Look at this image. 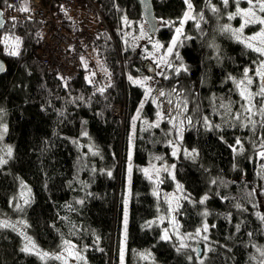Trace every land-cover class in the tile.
Wrapping results in <instances>:
<instances>
[{"label":"trees","instance_id":"1","mask_svg":"<svg viewBox=\"0 0 264 264\" xmlns=\"http://www.w3.org/2000/svg\"><path fill=\"white\" fill-rule=\"evenodd\" d=\"M97 1L113 35V39L106 33L95 35L94 52L110 78L103 86L84 71L73 79L51 75L37 55L42 35L38 20L9 19L0 32V37H8L0 43V56L6 62L0 77V157L7 161L0 164V223L21 219L43 251L56 253L65 241L73 242L83 252L84 264H121L122 246L126 251L123 264H196L192 254L178 251L172 242L161 238L159 225L149 224L164 206L162 194L171 191L174 183L163 179L159 191L154 192L153 181L142 168L153 160L173 163L174 158L168 123L150 127L155 107L149 101L137 120L145 91L124 82L123 72L142 75L148 59L147 50H128L122 39L125 18L134 21V33L142 32L139 3ZM153 3L160 20L154 41L163 45L165 54L187 6L184 0ZM192 4L196 14L205 11V0H192ZM5 8L7 0H0V9ZM221 8V14L203 13L207 19L203 34L195 29V23L185 22L184 36L168 61L172 67L165 64L167 78H161L157 87L176 88L180 102L187 100L186 111H181L185 119L190 114L196 118L206 114L212 122L211 128L193 121L183 129L182 145L196 150L198 159L180 155L175 162L174 177L185 192L178 212L182 231H196L208 210L210 238L215 245L207 263L250 264L254 248L264 246V224L254 211L259 203L257 170L264 162L251 158L256 146L264 142V119L259 118L255 129L245 133L246 113L238 112L240 119L235 123L223 121L220 113L224 107L216 101L223 98L231 103L236 99L230 77H241L258 55L220 30L234 9L232 4ZM16 38L20 40L19 54L12 55ZM181 64L187 71L177 74L174 68ZM100 88L105 89L103 94ZM115 105L126 109L124 120L113 110ZM134 126L133 159H129L128 136ZM238 139L244 143V153ZM9 147L11 157L3 152ZM234 148L240 151L238 155ZM260 182L264 183L263 175ZM24 186L29 201L16 208ZM126 188L130 191L127 203ZM204 196L208 199L199 203ZM23 247L16 230L0 227V264H62L51 258L42 261L21 251Z\"/></svg>","mask_w":264,"mask_h":264},{"label":"rangeland","instance_id":"2","mask_svg":"<svg viewBox=\"0 0 264 264\" xmlns=\"http://www.w3.org/2000/svg\"><path fill=\"white\" fill-rule=\"evenodd\" d=\"M211 5H215L218 9L219 12L217 14L220 13L221 8L223 6L221 0H210ZM233 5V11H235V3L233 2V0H229V5ZM240 7L241 8H247L248 4L246 3V0H241L240 3ZM209 13V14H213V12L210 10V7L208 6V3L205 0V11L202 13ZM194 15H197V19H198V14L193 13ZM264 15V14H262ZM204 16V20L200 21V28L197 29L196 24H195V29L199 32H201L203 29L201 28L202 25H206L207 24V19ZM226 22L224 25H231L233 29L235 28H239L240 24L242 23V20L240 17H236L235 19L229 20L228 18H225ZM143 21V20H142ZM124 32L122 35V39H123V43L126 49L134 51V52H138L141 53L144 50H147L146 54L148 59L146 61H144V63H148L147 61H150L154 64L155 67V74L151 73L150 71H144L142 75L140 76H133L132 79L133 80H145L146 78H150L147 79V84L145 85V87H142L145 91V88L150 87L152 89L151 94L146 98V92H145V96L140 104V106L138 107V110L136 112L135 117L138 118L140 116H142V111L144 109L145 104L147 103V101L151 102L153 104V106L155 107V113H154V118L152 121L149 122V124H153L156 123L158 121V117H157V112L161 111L163 112L165 108L167 109H172L173 106L172 105H168L167 104V100L171 99L173 100V103H181V99L180 96L178 95L177 91L173 92L172 89L168 91V89H164V88H158L157 87V83L159 82V80L161 78L166 79V74L164 72L165 70V62L164 60L161 59V57H165V59L167 61H170L172 59V55H167L166 51L165 54L162 53V50L159 49H155L154 47H149L153 45L155 43L154 40H150V37L148 36L147 33V28L145 25V22L143 21L142 26L145 29V35H142L141 33H134V21L132 20H128L127 18H125L124 20ZM260 28V25L256 24V25H249L247 27H245L243 35L244 36H249V35H253L256 31H258ZM203 34V32H201ZM206 33V32H204ZM229 34V33H228ZM230 35V34H229ZM231 36V35H230ZM231 38H233L236 42H238L234 37L231 36ZM153 41V44L152 42ZM239 43V42H238ZM180 44V40L178 41V44L176 46L175 49H177L178 45ZM244 45V44H243ZM174 49V51H175ZM248 49V48H247ZM250 50V49H249ZM252 51V50H251ZM159 52H161V54H159ZM255 55H258L257 53L254 52ZM258 61L260 62L261 59H264L262 57H260L258 55L257 58ZM258 62V63H259ZM257 63V65H258ZM257 65L254 67V71L251 70L249 68V76L252 78L253 80V84L250 86V91H252L253 93L258 92L259 91V84H260V79L259 77H257L255 75V69L257 67ZM179 67L178 65L175 66ZM129 75H127V81L131 82V84L136 85L134 83H132V81L129 80L128 78ZM243 78V74L241 77L236 78V80H240ZM126 82V81H125ZM139 86V85H136ZM141 87V86H140ZM234 89L237 93V98L235 99L237 103H235L234 101L231 103H223V105H225L226 107H224V109L222 110V113H220V118L221 120L225 121L227 119H230L229 121L231 123H235L236 119L234 118L236 116V114L238 112H244L243 110V106L245 105V101H243L239 95V89L236 88V85L234 84ZM160 90H163L165 93H170V95H166L165 97H159L158 96V92ZM153 99H156V103H153ZM232 100L234 98H231ZM231 99H229V101H232ZM253 103L257 106V108L260 106L261 103V98L260 97H255V99L253 100ZM141 105H143V107H141ZM222 104H220L219 106H221ZM121 107V106H120ZM121 110H123V107L120 108ZM255 111V109H254ZM227 112L230 113V116L227 114ZM183 114L181 112V114L179 115V117L177 118V120L175 121L176 124H179L180 120H183V129L185 124L188 123V118L191 119V122H195V125H201L205 128H211L212 127V122L211 119L205 114L202 116H199L198 118L194 117L193 114H190L187 116V119H185L183 117ZM245 115H249L248 113H246ZM121 119L123 118V115L119 114L118 115ZM171 116H177V111L173 110L171 111ZM207 118L208 123L205 124L204 122V118ZM169 116L167 114H165V118L163 120L159 121V126H161L163 123H168V135H169V146L171 149V155L174 158V162L170 163V162H165V161H159V160H153L151 161L148 165H146L145 167H143V171L145 169H148L149 172L148 174H146L148 177L151 176L152 178V183H153V188H154V192H158L159 191V187H160V182L163 179H172L173 181V189L169 192H164L163 195V199H161V202L163 203V207H160L158 216L152 220L149 224H156L159 225L162 228V234L164 235L165 230H167L168 235H169V239L168 241L172 242L174 244V246L176 247V249L179 248L180 245V240L177 239V231L179 236L181 237H187L186 239H184V243L187 245L186 248H179L180 251H186L189 254H192L193 257L195 258L196 264H208L207 260L209 257V253L211 251V249L214 247L215 243L214 241L210 238V230H211V225L209 224L208 221V216H209V211L208 210H204V212L206 211L208 213L207 216L204 215V220L203 223L201 224V226L198 228L200 230V236L196 235V231L191 232V233H186L182 231L181 228V224H180V220H179V209L181 207L182 204V200L185 198V192H184V188L183 186L175 179L174 177V167H175V162L176 160L179 158L180 155H183L185 158L190 159L192 161H196L198 159V152L196 150H188L186 148L183 147L182 145V137H183V132L184 130H182V132H179L178 129L176 127L173 126L172 123H169ZM261 118L260 120H262V118L264 119V117H261L259 114L254 115L252 117L253 120L256 121L255 124H259L258 123V119ZM243 129L246 128L245 133H247L250 128H253L252 130L255 129L254 125L250 124L248 122L247 119L244 120L243 122ZM158 126V127H159ZM135 126L132 127L131 129V133L129 134L128 138H129V150H128V154H129V159H133V148H134V144L133 141L135 139ZM251 130V131H252ZM262 144H264V142H262ZM256 146V150L254 152V154L251 156V158L253 159V161L256 160L257 163L260 164V161L262 160L264 162V158H262L259 153L261 151H264V148L261 147V145ZM174 148L176 149V155H173V150ZM244 147V143L240 140V147L239 149L242 150V153L245 152V150H243ZM7 149L8 148H4L3 152L7 153ZM240 153V151L238 149L235 150V154L238 155ZM191 154V155H190ZM181 157V156H180ZM174 165V167H173ZM164 168H167L168 171H164ZM257 181H256V192L258 193L259 196V203L257 205L254 206V211L256 212L257 216L260 218L261 216H264V183L260 182L261 176H264V164L263 166L260 165L258 170H257ZM131 173V167H129V173L128 176ZM145 173V171H144ZM177 185L181 186V189L178 190L177 189ZM129 188H130V184H129ZM129 190L128 188L125 189L124 191V196H125V203L128 202V198L130 196L129 194ZM159 196H160V192H159ZM29 190L27 187H23L22 191L20 193V195L17 197L16 199V205L15 207L18 208L20 206H22L23 204H26L25 201H29ZM203 212V213H204ZM127 215V208H125V216ZM127 218V216H126ZM125 218V220H126ZM173 220L176 221V223L179 225V228H175L173 226ZM263 224H264V220H262ZM7 224L9 225L8 227L13 228L14 230H16V233H18L21 238L23 239L24 242V246L27 243V239L26 238H30L32 242L35 243V241L33 240V238L28 234L27 230L25 229V223L23 221H21V219L16 218L13 222H7ZM207 224L208 225V231L204 232L203 231V225ZM207 236V240H204L203 237ZM71 244L76 246V251L80 252V254L84 257L83 252L79 249V247L74 244L73 242H70ZM35 245L37 246V244L35 243ZM66 245L65 243H63L61 249L56 252V253H51L48 251H43L41 250V248H39L37 246V248L41 251V252H48L51 256L54 255H58V254H62L64 253V249H65ZM200 247V251L201 254L199 255V250L198 248ZM123 249V259L125 258V247L122 246ZM257 249H264V246H260V247H255L252 255H251V262L250 264H260V261L262 259H264V257L260 256V253L257 251ZM121 257V254H120ZM49 259V258H47ZM62 262V261H61ZM68 264H84V259L83 260H73L71 258H68Z\"/></svg>","mask_w":264,"mask_h":264},{"label":"snow or ice","instance_id":"3","mask_svg":"<svg viewBox=\"0 0 264 264\" xmlns=\"http://www.w3.org/2000/svg\"><path fill=\"white\" fill-rule=\"evenodd\" d=\"M206 2L208 3V6L210 7V10L213 13H218L219 9L215 6V5H211L210 0H206ZM223 6L225 8L229 7V0H221ZM233 2L235 3L236 7H235V11L228 13L227 18L229 20L235 19L236 17H240L242 20V23L240 24L239 28H235L233 29L231 25H223L221 26V31L225 32V33H229L232 37H234L239 43L244 44V46L250 50H252L253 52L257 53L260 57L264 58V0H246V3L248 4L247 8H241L240 7V3L241 0H233ZM185 5L187 6V10L184 12L183 17L180 19L179 21V27H176L175 29V36L172 39L170 46L166 49V54L167 55H172L174 53V49L176 48L179 38L181 36H184V32H183V27L185 22L189 21V20H193L195 21L196 27L197 29L200 28V21L204 20V16L203 13H199L198 14V19H197V15H194V8H193V4H192V0H184ZM21 11H28L27 8H23L21 9ZM0 15H2V13H0ZM260 25V28L258 31H256L253 35H249V36H244L243 32L245 27L249 26V25ZM4 26V22L2 19H0V28H3ZM142 35H144L145 33L143 32V26H142ZM185 39H191V37L189 36H185ZM8 37H5V42H7ZM19 44H20V40L19 38L15 39L14 45H13V49L11 51L12 55H18V48H19ZM153 47L157 50L161 49L163 47V45L157 43L153 44ZM175 56L176 59H180L179 53L175 52ZM83 59V58H82ZM162 60H164L165 63L168 64L169 67H172V65L170 63H168V61L165 59V57H161ZM187 71L186 68H183V65L181 64V66L174 68V71L178 74L181 70ZM0 71H3V67L0 66ZM94 75V74H93ZM255 75L257 77H259L260 79V84H259V91L253 93L252 91H250V86L253 84V80L252 78L249 76V69L245 68L244 69V73H243V78L240 80H236L233 77H230V79L233 80V83L236 85V88L239 89V95L241 97V99L243 101H245V105L243 106V110L244 112L248 113L249 115L246 117V119L248 120V122L252 125H255L256 121L252 119V117L254 115L259 114L261 117H264V59H261V61L258 63L256 69H255ZM167 78V77H165ZM147 79L150 78H146L145 80H133L132 77H129V80L132 81V83L139 85L141 87H145V85L147 84ZM91 83V81H89ZM98 91L103 94V92L105 91L104 88H100L98 89ZM152 89L150 87L145 88V92H146V98L151 94ZM173 92H176V88L172 89ZM166 95H170V93H165L163 90H160L158 92V96L159 97H165ZM178 95H181L180 93H178ZM255 97H260L261 98V103L260 106L257 108V106L253 103V100L255 99ZM153 103H156V99H153L152 101ZM187 100H183L181 103H173V100L168 99L167 100V104L168 105H172L173 108L172 109H167L165 108L163 112L158 111L157 112V117H158V121L156 123H153L150 125V127H158L159 126V121L163 120L165 118V114H167L170 118H169V123H172L174 127H176L178 129L179 132H182L183 130V120L179 121V124H176L175 121L177 120V118L179 117V115L181 114V111H186L187 109ZM141 107H143V105H141ZM221 107H226L225 105H221ZM255 109V111H254ZM176 110L177 111V116H171V111ZM0 111H2V109H0ZM235 119L239 120L240 119V114H236V116L234 117ZM204 122L205 124L208 123L207 118H204ZM145 123H147V121H145ZM188 123H191V119L188 118ZM3 131L6 132L7 131V127L5 126L3 128ZM84 135H87V133L85 132ZM3 137L0 136V139H2ZM237 145L240 144L239 139L236 141ZM262 148H264V144L261 145ZM234 151L236 150L235 148L233 149ZM7 155L9 157H11L12 155V149L11 147H9L7 149ZM173 155H176V149L174 148L173 150ZM191 155V154H190ZM259 155L264 158V151H261L259 153ZM7 161H5L2 157H0V164H4ZM174 167V165H173ZM145 174H148L149 170L145 169ZM164 171H168L167 168H164ZM108 175H111V173L109 172ZM152 177L149 176V179H151ZM177 189L180 190L181 186L177 185ZM208 199L207 196H204L199 203L203 204L206 200ZM28 201L26 200L25 203H27ZM82 203V201H81ZM239 207V206H238ZM203 215L207 216L208 213L205 211L203 213ZM261 220H264V216L260 217ZM173 226L175 228H179V225L176 223L175 220H173ZM9 225L7 224V222L4 223H0V227H8ZM125 227H126V220H125ZM203 231L207 232L208 231V225L204 224L203 225ZM177 235V239H179L180 245L179 248H186L187 245L183 242L184 239H186L187 237H181L178 234V231L176 233ZM197 236H200V230L198 229L196 232ZM249 235H251V233H249ZM164 240H168L169 239V235L167 230H165L164 235L161 237ZM27 239V243L25 244V246L21 249V251L28 253V254H34L37 255L38 258L42 261L46 260L47 258H51V259H55L58 261H62V264H68V258H71L73 260H83L84 257L80 254V252L76 251V246L71 244L69 241H65V249H64V253L62 254H58V255H54L50 257V254L48 252H41L37 246L35 245L34 242L31 241L30 238H26ZM204 240H207V236L203 237ZM179 248L177 249L179 251ZM257 251L260 253L261 257H264V249H257ZM121 264H123V249H121ZM202 264V261H201ZM260 264H264V259H262L260 261Z\"/></svg>","mask_w":264,"mask_h":264},{"label":"built area","instance_id":"4","mask_svg":"<svg viewBox=\"0 0 264 264\" xmlns=\"http://www.w3.org/2000/svg\"><path fill=\"white\" fill-rule=\"evenodd\" d=\"M20 0H9L10 6L19 3ZM31 12L22 16L15 15L11 9L6 11V17H17L23 20L39 19L43 22L42 29L45 31L39 42L37 54L40 60L48 66L51 74H63L75 77L79 72V64L82 58H87L89 48L93 43L91 31L94 27L100 31L110 32L109 25L102 14L101 6L94 0H31ZM56 8L67 11H86V17L80 19L81 29L77 37L68 36L56 22ZM95 15V25L91 24V17ZM93 64L90 60L89 65ZM98 81L103 84L106 77L99 76ZM120 106H114L113 110L119 115L123 113ZM119 117V116H118Z\"/></svg>","mask_w":264,"mask_h":264},{"label":"water","instance_id":"5","mask_svg":"<svg viewBox=\"0 0 264 264\" xmlns=\"http://www.w3.org/2000/svg\"><path fill=\"white\" fill-rule=\"evenodd\" d=\"M137 1L139 3L140 11L144 19L145 25L147 27L148 35L153 40L160 25L159 19L156 16L153 0H137ZM0 13H2V15H0V19H2L4 22L3 28H0V32H1L5 27L6 19L4 18L3 11L1 9H0ZM0 66L3 67V71H0V77H1L6 70V62L4 61V59L1 58V56H0ZM145 67L147 71H150L151 73L155 74V68L151 63L149 62L146 63ZM198 250L200 255L201 254L200 247L198 248Z\"/></svg>","mask_w":264,"mask_h":264},{"label":"flooded vegetation","instance_id":"6","mask_svg":"<svg viewBox=\"0 0 264 264\" xmlns=\"http://www.w3.org/2000/svg\"><path fill=\"white\" fill-rule=\"evenodd\" d=\"M221 8V7H220ZM207 13V12H206ZM222 13V8H221V11H220V13L219 14H221ZM226 18H227V16H226ZM223 20V19H222ZM187 22H191V23H195V21H193V20H189V21H187ZM203 26L204 25H202L201 26V28L203 29ZM195 27V26H194ZM232 40H233V42H236L233 38H232ZM251 51V50H250ZM253 52V51H252ZM259 61H258V59H255V60H253L250 64H249V66H247V68L249 69H251V70H253L254 71V67L257 65V63H258ZM244 73V72H243ZM236 98H237V94H236V96H235ZM224 99L223 98H219L217 101H216V103L218 104V105H220V104H222L224 101H223Z\"/></svg>","mask_w":264,"mask_h":264}]
</instances>
